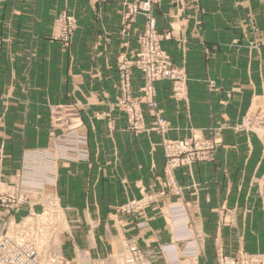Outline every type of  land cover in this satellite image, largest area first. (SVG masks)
Wrapping results in <instances>:
<instances>
[{"label":"crops","instance_id":"obj_1","mask_svg":"<svg viewBox=\"0 0 264 264\" xmlns=\"http://www.w3.org/2000/svg\"><path fill=\"white\" fill-rule=\"evenodd\" d=\"M181 1L176 26L182 27L183 21L184 26L177 37L187 43L182 49L177 41H167L164 48L187 68V106L169 96L168 83L156 85L158 105L172 128L169 137L216 123L226 127L215 163L176 171L178 182L187 187L184 199L190 203L193 228L204 235L199 254L177 264H216L219 245L226 255L238 250L264 253V140L230 128L256 95L264 99V45L255 46L264 41V0H199V11L194 0ZM120 2L5 0L0 7V181L12 180L23 147L46 144L47 104L77 100L91 155L87 162L60 165L56 189L74 227L105 230L103 236L96 232L76 237L89 256L99 254L96 245L101 248L115 239L108 216L112 206L136 197L140 188L157 189L162 165L157 135H134L115 113V131L109 134L105 122L93 118L118 96L117 57L133 53L135 35L142 28L138 17L130 36L120 34ZM65 8L77 20L68 51L49 39L53 19ZM176 10L172 0H161L158 26L168 27ZM199 20L202 28L195 25ZM204 47L212 55H203ZM206 77L217 81L219 92H207ZM133 79L136 91L141 84L138 71H133ZM191 184L198 186L192 189ZM221 207L227 210L226 224L220 223ZM148 214L145 228L127 224L126 237L142 248L167 244L171 238L164 219L152 210ZM164 260L153 264H166Z\"/></svg>","mask_w":264,"mask_h":264},{"label":"rangeland","instance_id":"obj_2","mask_svg":"<svg viewBox=\"0 0 264 264\" xmlns=\"http://www.w3.org/2000/svg\"><path fill=\"white\" fill-rule=\"evenodd\" d=\"M3 1L0 0V7ZM160 3L161 0H121L120 34L130 36L131 25L138 17L142 18V28L135 35L137 47L133 53L123 52L117 57L118 96L108 109L95 112L93 117L105 122L109 134L115 131L116 116L112 115L115 113L124 119L126 129L134 135L153 133L158 136L162 156L158 188H140L136 197L112 206L108 216L113 223L115 239L108 245L103 243L102 249L96 245L98 255H87L78 244L79 235L93 236L97 232L103 236L105 230L90 225L87 229L74 227L56 189L60 165L87 162L91 155L82 106L77 100L48 103L46 144L23 147L12 180L0 181V264H43V260L45 264H107L110 261L111 264H153L159 258H165L166 264H177L186 256L199 254L204 235L193 228L190 203L184 199L187 187L178 182L176 171L189 170L198 163H215L217 150L222 146V130L226 126L216 123L204 129L191 128L176 138L169 137L172 128L158 105L156 85L168 83L169 96L187 106V68L183 63H177L164 48L165 42L175 40L184 49L187 41L177 37L184 26L181 18L182 27L176 26V18L183 9L182 1L172 0L177 10L170 15L166 28L157 24L156 11ZM194 3L199 11V0ZM195 25L203 27L201 20ZM76 29L75 15L65 8L53 19L49 39L60 42L68 51ZM261 45L264 41L255 42V46ZM208 48L204 47L203 55H212ZM133 71L141 75V84L136 91ZM204 84L208 93L220 90L217 81L209 77L204 79ZM230 128L264 140V99L256 95L240 120ZM197 186L190 185L192 189ZM151 210L164 219L171 240L165 245L142 248L126 237L125 228L127 224L136 229L145 228L151 219L148 214ZM226 211L222 207L219 210L221 224L228 223L224 217ZM121 216L128 220L120 223ZM221 257L226 261L236 260L237 264H264V253L238 250L234 255H226L219 245L216 264H220Z\"/></svg>","mask_w":264,"mask_h":264},{"label":"built area","instance_id":"obj_3","mask_svg":"<svg viewBox=\"0 0 264 264\" xmlns=\"http://www.w3.org/2000/svg\"><path fill=\"white\" fill-rule=\"evenodd\" d=\"M220 264H237V261L236 260L226 261L224 257H221Z\"/></svg>","mask_w":264,"mask_h":264},{"label":"bare ground","instance_id":"obj_4","mask_svg":"<svg viewBox=\"0 0 264 264\" xmlns=\"http://www.w3.org/2000/svg\"><path fill=\"white\" fill-rule=\"evenodd\" d=\"M122 262H123V261H122ZM123 263H124V262H123ZM43 264H45V263H44V260H43Z\"/></svg>","mask_w":264,"mask_h":264}]
</instances>
